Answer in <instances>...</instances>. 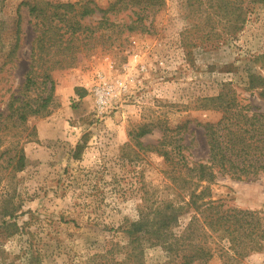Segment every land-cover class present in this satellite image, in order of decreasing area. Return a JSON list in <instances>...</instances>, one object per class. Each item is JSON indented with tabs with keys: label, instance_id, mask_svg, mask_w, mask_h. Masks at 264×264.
<instances>
[{
	"label": "rangeland",
	"instance_id": "rangeland-1",
	"mask_svg": "<svg viewBox=\"0 0 264 264\" xmlns=\"http://www.w3.org/2000/svg\"><path fill=\"white\" fill-rule=\"evenodd\" d=\"M26 1L37 0H0L2 113L10 94L22 91L34 36ZM92 2L104 9L109 0ZM208 10L216 14L209 18ZM100 15L97 10L84 22L94 24ZM223 15L207 0H164L153 32L124 33L118 48H105L98 40L77 55L73 66L49 72L54 88L43 113L0 132V150L20 146L25 156L23 169L9 176V167L1 170L0 197L11 195L16 207L13 219L0 217V264H26L30 253L36 264H82L110 240L124 243L113 228L136 219L155 199L173 197L162 157L146 148L160 139L158 124L188 120L183 142H190L192 156H204L201 124L221 113L199 105L218 92L221 82L232 81L264 112V98L244 85L251 56L264 52V4L245 11L235 32ZM17 27L18 47L6 59L1 53L14 42ZM258 71L264 76V69ZM41 89L35 86L32 95ZM142 122L151 131L134 139ZM210 191L226 206L257 209L264 218V172L254 179L219 175ZM3 219L18 230L9 234ZM185 219L182 215L180 222ZM161 258L159 249L145 250L146 262ZM205 264L224 263L216 253ZM230 264H264V250Z\"/></svg>",
	"mask_w": 264,
	"mask_h": 264
},
{
	"label": "trees",
	"instance_id": "trees-1",
	"mask_svg": "<svg viewBox=\"0 0 264 264\" xmlns=\"http://www.w3.org/2000/svg\"><path fill=\"white\" fill-rule=\"evenodd\" d=\"M208 2L210 7L215 6L227 17L226 22L232 24L234 32L244 21L245 11L251 12L255 5L264 4V0ZM243 2L251 5L242 7ZM25 3L29 16L34 19V36L23 74L22 91L20 95L11 93L6 100L7 113L0 112V132L23 123L30 114L43 113L54 88L50 71L73 66L77 55L92 50L98 40H102L105 48H118L124 41V33L153 32L154 16L164 5V0H109L104 9L98 8L92 0ZM97 10L101 12L99 19L94 24L85 23L84 18ZM208 11L209 18L216 14ZM18 33L17 27L14 42L1 53L4 58L10 59L14 55ZM250 63L245 71V89L264 98V76L258 71L264 69V52L253 54ZM35 86L42 89L32 95ZM199 107L221 113L216 121L201 124L205 155L192 156L188 150L190 142H183L188 120L158 124L161 137L146 148L162 157L163 173L169 180L173 197L155 199L153 206L148 210L141 209L136 219L122 220L113 229L123 234L124 243L110 240L102 250L88 255L82 264H205L216 253L224 264H230L251 252L264 250L261 212L226 206L222 200L212 198L210 191V184L219 175L254 179L264 172V112L241 96L232 81L221 82L218 92L203 97ZM150 131L149 123L142 122L134 129L132 137L137 139ZM24 165L25 156L20 146L12 151L8 147L1 149L0 181L5 178L2 169L6 171L9 167V176ZM8 195L0 197V217L13 219L16 206ZM182 215L186 217L184 222H180ZM2 223L10 230L9 234L18 230L14 222L3 219ZM147 248L159 249L162 258L146 262ZM35 257L30 253L26 264H36Z\"/></svg>",
	"mask_w": 264,
	"mask_h": 264
}]
</instances>
